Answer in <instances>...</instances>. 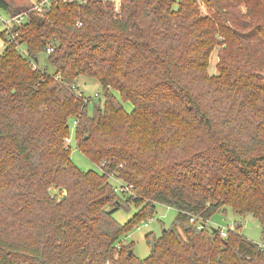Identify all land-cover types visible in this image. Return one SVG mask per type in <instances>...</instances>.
Segmentation results:
<instances>
[{
    "label": "trees",
    "instance_id": "16d2710c",
    "mask_svg": "<svg viewBox=\"0 0 264 264\" xmlns=\"http://www.w3.org/2000/svg\"><path fill=\"white\" fill-rule=\"evenodd\" d=\"M173 5L120 0L114 15L107 0L59 1L20 30L26 55L3 48L0 264H264V0ZM0 12L16 13L4 0ZM80 77L98 81L97 101ZM186 121L200 142L180 155L169 139ZM74 123L76 148L99 174L64 149ZM156 204L176 217L139 260L121 240ZM130 206L138 212L117 223ZM222 207L257 219L262 243L207 227Z\"/></svg>",
    "mask_w": 264,
    "mask_h": 264
},
{
    "label": "rangeland",
    "instance_id": "374dc122",
    "mask_svg": "<svg viewBox=\"0 0 264 264\" xmlns=\"http://www.w3.org/2000/svg\"><path fill=\"white\" fill-rule=\"evenodd\" d=\"M9 4L10 9L13 12H20L26 10L33 0H4ZM106 1V0H105ZM108 2H111L107 0ZM174 5L173 9H177L181 0H173ZM113 4L114 15L118 14L120 11V0H117ZM243 10V8H242ZM204 9L201 8V12L203 13ZM0 15L6 17V14L0 12ZM219 40V39H218ZM225 45L217 46L213 52L210 54L208 60V69L207 73L209 77H214L217 75V62L219 59V51L221 48H224ZM77 86L79 90L86 96L91 97L97 101L96 94L98 96L101 95V86L98 81L94 79H88L85 77H80ZM103 100V99H102ZM129 105H123V108L126 112L130 113ZM179 121H177L178 123ZM176 123V124H177ZM187 124L179 125L177 130L174 133V136L169 140L177 147L180 155H188L199 145V131L194 125L186 121ZM70 140L69 151H70V160L73 165H75L82 172H94L99 174L100 168L88 160L80 151L76 148L75 143V133L74 129L70 127V136L68 137ZM65 149V148H64ZM112 183L119 184L121 183L119 180L114 178L111 179ZM52 194H57L58 192L55 189H52ZM65 191L58 193V197L60 195L65 196ZM59 201V198H57ZM36 208L33 206L30 207L29 212L34 213ZM138 210L130 206L129 211H125L123 209L116 211L113 214L114 220L119 224L127 223ZM176 217V211L173 208L156 204L154 213L145 221L138 223L136 227H134L129 234L122 238V242L124 245H130L133 242V253L139 260H145L150 256V244L147 241L149 235H153L155 237H159L163 230H167L172 227L174 219ZM234 226L237 228L238 233L245 237L246 239L261 244L263 240V228L261 223L254 219L253 217L247 215L245 217H240L236 215L230 207H222L215 214H213L210 219L207 221V227L214 228L216 230H234ZM181 234V230L178 229ZM235 231V230H234ZM151 239V237H150ZM109 264V263H108Z\"/></svg>",
    "mask_w": 264,
    "mask_h": 264
},
{
    "label": "built area",
    "instance_id": "2783aa9c",
    "mask_svg": "<svg viewBox=\"0 0 264 264\" xmlns=\"http://www.w3.org/2000/svg\"><path fill=\"white\" fill-rule=\"evenodd\" d=\"M59 1L62 2H78V3H85L86 0H39L37 3L32 5L26 10L14 13L12 15H6V17H3L0 15V33H4L8 36L6 41H0V53L3 50L5 46H12L15 47L21 55H26V49L24 45L20 42L19 37H20V30L27 24L31 22V14L32 13H37L40 14L44 10H47L48 12L52 10L53 5ZM111 2H116L117 0H109ZM52 52V48L48 47L46 49V53L49 54ZM59 78V77H56ZM75 123L73 124V129L75 128ZM70 145V140L67 138L65 140V150L69 149ZM116 190L118 192H131L132 187L125 186L121 183L117 184ZM199 230H201L202 227L201 225L198 224L197 227ZM227 230H221L218 229L219 234L222 238L227 237Z\"/></svg>",
    "mask_w": 264,
    "mask_h": 264
},
{
    "label": "water",
    "instance_id": "95a60500",
    "mask_svg": "<svg viewBox=\"0 0 264 264\" xmlns=\"http://www.w3.org/2000/svg\"><path fill=\"white\" fill-rule=\"evenodd\" d=\"M213 231H215V230L213 229Z\"/></svg>",
    "mask_w": 264,
    "mask_h": 264
}]
</instances>
